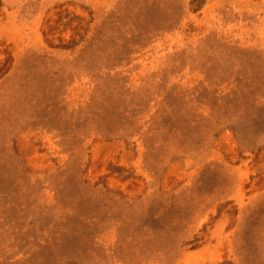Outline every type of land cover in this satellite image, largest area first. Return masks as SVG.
<instances>
[{
  "label": "rangeland",
  "instance_id": "rangeland-1",
  "mask_svg": "<svg viewBox=\"0 0 264 264\" xmlns=\"http://www.w3.org/2000/svg\"><path fill=\"white\" fill-rule=\"evenodd\" d=\"M0 264H264V0H0Z\"/></svg>",
  "mask_w": 264,
  "mask_h": 264
}]
</instances>
